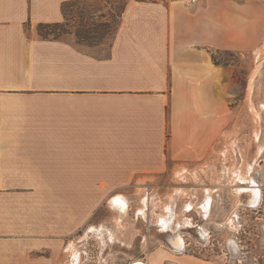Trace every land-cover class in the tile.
Wrapping results in <instances>:
<instances>
[{
    "label": "crops",
    "instance_id": "1",
    "mask_svg": "<svg viewBox=\"0 0 264 264\" xmlns=\"http://www.w3.org/2000/svg\"><path fill=\"white\" fill-rule=\"evenodd\" d=\"M70 1L0 0V264H62L95 196L212 155L234 96L213 53L254 46L255 0H128L100 45L41 32ZM154 253L128 264H222Z\"/></svg>",
    "mask_w": 264,
    "mask_h": 264
},
{
    "label": "rangeland",
    "instance_id": "2",
    "mask_svg": "<svg viewBox=\"0 0 264 264\" xmlns=\"http://www.w3.org/2000/svg\"><path fill=\"white\" fill-rule=\"evenodd\" d=\"M126 2L73 0L64 22L41 28L86 45L108 44ZM255 5L254 46L213 53L232 71L234 90L231 119L216 151L197 164L128 180L114 194L95 196L96 209L65 244L62 264H75L70 256L86 250L94 264H128L154 252L156 260L166 250L222 264H264V0ZM118 196L126 200L119 209L113 203ZM170 215L171 230L163 232L157 219L165 224Z\"/></svg>",
    "mask_w": 264,
    "mask_h": 264
},
{
    "label": "flooded vegetation",
    "instance_id": "3",
    "mask_svg": "<svg viewBox=\"0 0 264 264\" xmlns=\"http://www.w3.org/2000/svg\"><path fill=\"white\" fill-rule=\"evenodd\" d=\"M204 215H205V214H204ZM166 217H167V216H166ZM167 219H169V220H168V223H165V224H164V222H163L162 220H160L159 217H158L157 222H156V225H157V226H160L161 231H163V232H168V231L171 230L170 225L173 223V219L171 218V215L168 216ZM164 225H165V226H164ZM195 226H197V225H195ZM195 226H194V227H195ZM198 226H199V228H200V230H201V235L204 236V238H206V237L208 236L207 229H206L203 225H201V224H199ZM159 230H160V229H159ZM183 238H184V237H183ZM174 239H175V236L172 238V241H173ZM184 240H185V239H184ZM172 241H171V243H172ZM172 246H173V243H172ZM185 246H186V243H185V245H184L181 249H184ZM173 248H175V247H173ZM181 249H178V250H181ZM157 250H158V249H157ZM154 251H156V250H154Z\"/></svg>",
    "mask_w": 264,
    "mask_h": 264
},
{
    "label": "built area",
    "instance_id": "4",
    "mask_svg": "<svg viewBox=\"0 0 264 264\" xmlns=\"http://www.w3.org/2000/svg\"><path fill=\"white\" fill-rule=\"evenodd\" d=\"M145 1H149V0H145ZM93 257L94 256L90 254L89 250H86L84 251V255H82V253H78L77 258L75 257L74 261L77 260L75 264H92L91 262H93L94 264L97 262V260H95Z\"/></svg>",
    "mask_w": 264,
    "mask_h": 264
},
{
    "label": "bare ground",
    "instance_id": "5",
    "mask_svg": "<svg viewBox=\"0 0 264 264\" xmlns=\"http://www.w3.org/2000/svg\"><path fill=\"white\" fill-rule=\"evenodd\" d=\"M259 190V189H257ZM257 197H258V194H257ZM113 203L115 204L116 207L121 208L120 205H125L126 203V200L122 197V196H118L115 200L113 199ZM120 204V205H119ZM139 262V261H138ZM145 263V262H144ZM148 264V263H146Z\"/></svg>",
    "mask_w": 264,
    "mask_h": 264
},
{
    "label": "trees",
    "instance_id": "6",
    "mask_svg": "<svg viewBox=\"0 0 264 264\" xmlns=\"http://www.w3.org/2000/svg\"><path fill=\"white\" fill-rule=\"evenodd\" d=\"M127 3V2H126ZM126 3H125V6H126ZM124 9H125V7H124ZM65 11H66V9H65ZM124 11V10H123ZM62 23V22H61ZM56 25H58V24H60V23H55ZM44 24H42V25H40V27L41 26H43ZM47 25V24H46ZM41 32L43 33V34H46V33H44L43 31H42V28H41ZM48 34H50V33H48ZM47 35V34H46ZM52 35H55V34H52ZM56 36V35H55ZM214 56V60L216 61V62H218V63H221V60H220V58L216 55V54H214L213 55Z\"/></svg>",
    "mask_w": 264,
    "mask_h": 264
},
{
    "label": "water",
    "instance_id": "7",
    "mask_svg": "<svg viewBox=\"0 0 264 264\" xmlns=\"http://www.w3.org/2000/svg\"><path fill=\"white\" fill-rule=\"evenodd\" d=\"M134 264H146L144 262H135Z\"/></svg>",
    "mask_w": 264,
    "mask_h": 264
}]
</instances>
